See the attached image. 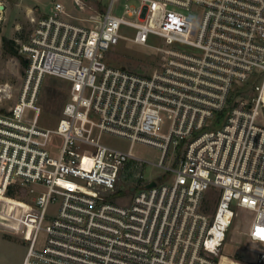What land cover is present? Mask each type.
Listing matches in <instances>:
<instances>
[{
    "label": "built area",
    "instance_id": "obj_1",
    "mask_svg": "<svg viewBox=\"0 0 264 264\" xmlns=\"http://www.w3.org/2000/svg\"><path fill=\"white\" fill-rule=\"evenodd\" d=\"M113 1L97 26L56 1L19 45L28 74L0 113V193L45 188L27 202L22 264H220L239 211L258 245L250 264H264V0H139L121 15ZM127 28L140 44L163 39L152 72L107 63ZM48 74L70 83L55 128L38 124ZM106 133L162 152L165 172L131 185L129 203L112 196L128 159H143L133 144L104 143Z\"/></svg>",
    "mask_w": 264,
    "mask_h": 264
},
{
    "label": "rangeland",
    "instance_id": "obj_2",
    "mask_svg": "<svg viewBox=\"0 0 264 264\" xmlns=\"http://www.w3.org/2000/svg\"><path fill=\"white\" fill-rule=\"evenodd\" d=\"M62 2L71 19L80 24L97 26L112 0H0V113H8L18 101L26 82L28 66L23 64L19 55H13L4 47V37L14 40L15 45L28 41L34 26V19L49 12L54 2ZM81 1V2H80ZM127 4L138 6L139 0H114L112 13L121 15ZM127 38L108 53L106 61L114 67H123L139 73H150L158 66L160 60L155 47L163 45V39L150 34L148 45L140 44L131 38L135 30L123 31ZM182 48L181 46H179ZM2 88V90H1ZM70 83L68 80L45 75L40 83L37 104L41 107L38 124L55 128L62 115L63 107L69 98ZM34 110L28 109L26 119L30 120ZM102 141L120 149H129L132 145L134 154L143 160L130 158L121 171L118 193L112 198L121 203H129V187L139 183L159 179L165 172L156 165L162 152L155 145L142 142L132 143L129 138L103 134ZM62 138L54 136L50 149L58 152ZM142 174V177H141ZM35 192L30 195L25 189L15 192V196L0 193V264H22L31 236L26 237V228L21 229V222L33 221L34 216L28 212V203H32L40 192L45 190L40 184H33ZM51 206L49 212L55 211ZM247 211H239L229 228L222 247L220 264H250L256 257L257 244L252 243L246 231L250 224ZM46 233L40 231L37 246L44 243Z\"/></svg>",
    "mask_w": 264,
    "mask_h": 264
},
{
    "label": "trees",
    "instance_id": "obj_3",
    "mask_svg": "<svg viewBox=\"0 0 264 264\" xmlns=\"http://www.w3.org/2000/svg\"><path fill=\"white\" fill-rule=\"evenodd\" d=\"M4 47L11 54L19 55V45H15L14 40L4 37ZM20 57H21L23 64L28 66V64H29L28 59L23 58V56H21V55H20ZM7 195L14 197L16 194H15V191L11 189L8 191Z\"/></svg>",
    "mask_w": 264,
    "mask_h": 264
},
{
    "label": "water",
    "instance_id": "obj_4",
    "mask_svg": "<svg viewBox=\"0 0 264 264\" xmlns=\"http://www.w3.org/2000/svg\"><path fill=\"white\" fill-rule=\"evenodd\" d=\"M155 183H156L155 181H152V182L148 183L147 186L149 187V186L155 185Z\"/></svg>",
    "mask_w": 264,
    "mask_h": 264
},
{
    "label": "snow or ice",
    "instance_id": "obj_5",
    "mask_svg": "<svg viewBox=\"0 0 264 264\" xmlns=\"http://www.w3.org/2000/svg\"><path fill=\"white\" fill-rule=\"evenodd\" d=\"M258 235H262V238H264V234H262V233H257Z\"/></svg>",
    "mask_w": 264,
    "mask_h": 264
},
{
    "label": "bare ground",
    "instance_id": "obj_6",
    "mask_svg": "<svg viewBox=\"0 0 264 264\" xmlns=\"http://www.w3.org/2000/svg\"><path fill=\"white\" fill-rule=\"evenodd\" d=\"M1 90H2V88H1Z\"/></svg>",
    "mask_w": 264,
    "mask_h": 264
}]
</instances>
